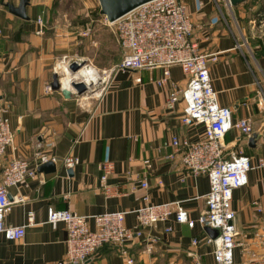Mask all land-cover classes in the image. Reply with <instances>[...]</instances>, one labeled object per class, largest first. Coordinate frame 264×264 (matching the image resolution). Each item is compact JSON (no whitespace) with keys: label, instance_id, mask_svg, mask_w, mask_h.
Listing matches in <instances>:
<instances>
[{"label":"crops","instance_id":"0c3cea01","mask_svg":"<svg viewBox=\"0 0 264 264\" xmlns=\"http://www.w3.org/2000/svg\"><path fill=\"white\" fill-rule=\"evenodd\" d=\"M250 1L233 6L229 0H182L200 50L217 52V60H209L208 68L219 104L232 107L235 119L250 116L253 120V142L238 138L235 130L225 136V142L242 149L255 166L248 172V183L233 191L234 224L240 232L253 229L264 216V165H257L259 159L264 162V55L256 53L258 45L253 40L258 38L249 31L264 21V11L258 9L263 0H253L248 7ZM6 3L0 1V106L9 108L14 131L6 157L33 161L39 144L38 149L56 161L55 171H37L35 177L8 189L12 202L5 222L26 227L16 241L0 233V264H47L64 258L65 224L52 227L46 221L50 207L86 216L128 211L125 225L136 227L132 210L142 205L147 194L151 203L181 201L189 217L196 219L205 208L208 177L185 170L178 154L167 157L175 153L169 145L173 135L203 138L202 124L181 122L182 101L173 109L166 107L168 92L186 87L181 68L171 66L162 85L156 81L163 76L161 68L117 71L102 96L90 101L74 93L65 98L60 91L47 92L53 66L64 55L93 59L100 68H105L108 58L118 63L122 51L117 38L69 40L67 26L77 25H70L66 18L71 7L65 9L64 0L58 5L56 0H29L28 19L12 14ZM88 5L93 6L91 1ZM37 17L44 23L42 34L37 33ZM83 46H93L96 54L80 55ZM68 155L79 160L71 172L62 162ZM146 159L149 166L143 162ZM105 160L113 162L114 168L102 181L100 164ZM142 180L148 182L147 189L141 188ZM28 212L34 215L31 225H27ZM89 225L94 227L92 218ZM168 226L170 232L165 231ZM140 230V235L123 245H102L86 264H129V258L131 264H194L192 251L202 264H215L213 246L205 240L213 235L211 228L199 223L189 227L171 216ZM153 236L158 239L155 243L150 242ZM193 238L199 241L196 246Z\"/></svg>","mask_w":264,"mask_h":264},{"label":"built area","instance_id":"2783aa9c","mask_svg":"<svg viewBox=\"0 0 264 264\" xmlns=\"http://www.w3.org/2000/svg\"><path fill=\"white\" fill-rule=\"evenodd\" d=\"M103 18L106 25L114 26L122 51L120 61L110 68H100L90 61L84 62L82 57L64 55L53 67L54 72H57L60 66L82 61V65L76 70V73L82 70V74L75 76L74 82L86 85L84 93L87 97H98L105 92L117 71L161 68L163 76L156 81L162 85L169 78V68L178 65L187 77V84L181 90L173 89L168 92L166 107L173 109L182 101L181 122L186 126L202 124L203 138L191 140L173 135L169 145L175 153L168 154L167 157L173 159L178 154L179 162L185 170L193 175H207L209 189L205 195V208L196 219H191L181 201L151 203L149 196L145 194L142 197V205L132 210L138 226L127 227L125 216L128 211H106L86 216L71 210L50 207L46 221L52 227L61 222L65 224L66 251L63 259L47 264H86L102 245H123L134 236L140 235V228L166 222L171 216H174L176 222L187 224L189 227L199 223L217 232L215 236H206L205 239L206 243L213 246L212 256L215 264H264V216L251 230L240 232L234 224L233 191L248 183V172L255 166L242 149H233L226 143L225 136L235 130L238 132V138L249 139L255 130L250 116L235 119L232 107L219 104L208 68L209 60H217V52L206 53L200 50L182 0H149L114 21H108L105 16ZM36 21L39 25L37 33L42 34V18L37 17ZM261 24L264 25V21ZM45 91H51L50 84L45 86ZM8 113L9 108L1 105L0 233L6 239L16 241L24 236L26 225L12 226L5 222V215L12 202L8 198V189L27 178L35 177L40 164L55 162L56 158L42 153L38 149L39 144L36 145L33 161L20 157L7 158V149L14 140ZM78 161V158L72 155L62 159L68 169H72ZM143 162L149 166V160ZM257 165L263 166V160L259 159ZM113 168V162L103 161L100 164V179L105 181ZM140 186L147 189L148 182L142 180ZM253 204L256 211L261 213L259 202L255 200ZM90 218L94 222L93 228L89 225ZM33 221V212H28L27 225L33 224ZM165 231L170 232L171 227H166ZM150 239L152 243L158 241L154 236ZM198 242L197 238H193V245L196 246ZM190 256L194 264H202L194 251L190 252ZM132 261L131 258L128 259L129 264Z\"/></svg>","mask_w":264,"mask_h":264},{"label":"rangeland","instance_id":"374dc122","mask_svg":"<svg viewBox=\"0 0 264 264\" xmlns=\"http://www.w3.org/2000/svg\"><path fill=\"white\" fill-rule=\"evenodd\" d=\"M0 1H5L9 3H14V4L18 3V0H0ZM58 1L59 0H56V5H58ZM88 1H91L93 6H90L91 4L88 5ZM255 1H259L260 3L262 0H255ZM64 3L66 5V8L64 6L65 9H67L68 7H71L70 8L71 11L69 12V14H67V17H66L67 19L70 20V22H72V24L70 23V25H74V24L75 26L77 25L76 27H72L70 29H69V26H67L68 33L66 34H68V36H65V37H70L69 40H116L117 36L114 32V26L106 25L104 22L103 16L99 14L98 0H64ZM69 3H71V5L73 6H69ZM253 5H254V1L252 0L250 1V4L248 5V7H252ZM257 6H259V4L256 5V8ZM83 8H86V10H82ZM250 14H253V11H250ZM249 31L251 33V36L258 38V40H253L258 45V51L256 53L260 55H264V44H263L264 25L260 24L259 27L257 25H254L253 28L250 29ZM252 45H255V44H252ZM93 48H94L93 46H89L88 48H85L83 46L82 50L79 51L78 53L80 55L91 56V55L96 54L95 49ZM58 60L55 62L54 66L56 65ZM83 60L84 62L90 61L94 65H97L95 63V60L93 59L88 60L87 58H83ZM113 65L114 64L111 62V59L108 58L106 65L104 67L110 68ZM56 73L58 74L59 81H60V76L62 75L61 73H58V72ZM74 94L78 96V98L81 96V98H83L82 100H87V101L95 100V98L100 97V96L98 97L88 96L87 97L84 92L82 94H77L74 92Z\"/></svg>","mask_w":264,"mask_h":264},{"label":"water","instance_id":"95a60500","mask_svg":"<svg viewBox=\"0 0 264 264\" xmlns=\"http://www.w3.org/2000/svg\"><path fill=\"white\" fill-rule=\"evenodd\" d=\"M29 0H19L18 5H14L12 3H6V6L8 10L23 19H28V16L26 14V5ZM149 0H98L99 4V14L102 16H105L108 21H114L124 15L125 13L129 12L130 10L134 9L135 7L147 2ZM247 0H229L230 4L233 6L238 5L239 3L245 2ZM264 43V39H263ZM81 62H72L69 64L68 69L71 72H75L81 65ZM50 86L52 90L60 91L61 94L65 98H70L72 96V92L68 89L61 88L60 81L58 74L56 72H53L52 74V80L50 82ZM72 87L74 89V92L77 94H82L87 89L86 85L80 82H73ZM255 140V134L252 135V137L249 138L250 142H253ZM37 171L39 172H53L55 171V164L53 161H47L45 163H42L38 166ZM69 172H71V169H69ZM216 235V231H213V235Z\"/></svg>","mask_w":264,"mask_h":264},{"label":"bare ground","instance_id":"6f19581e","mask_svg":"<svg viewBox=\"0 0 264 264\" xmlns=\"http://www.w3.org/2000/svg\"><path fill=\"white\" fill-rule=\"evenodd\" d=\"M57 72L61 73V75H62V76H60L61 88L68 89L71 92L73 90L72 83L74 82V77L78 76L80 73L82 74V70L80 71V73L79 72L76 73V71L75 72H71L68 69V66H60V69L57 70Z\"/></svg>","mask_w":264,"mask_h":264},{"label":"trees","instance_id":"16d2710c","mask_svg":"<svg viewBox=\"0 0 264 264\" xmlns=\"http://www.w3.org/2000/svg\"><path fill=\"white\" fill-rule=\"evenodd\" d=\"M260 12L264 11V0L262 1L261 5L258 7Z\"/></svg>","mask_w":264,"mask_h":264}]
</instances>
